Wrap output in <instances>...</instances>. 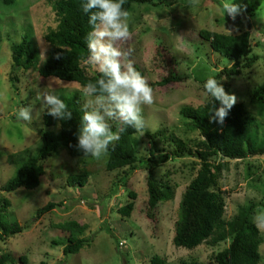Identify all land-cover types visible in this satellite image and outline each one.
<instances>
[{
  "label": "rangeland",
  "instance_id": "rangeland-1",
  "mask_svg": "<svg viewBox=\"0 0 264 264\" xmlns=\"http://www.w3.org/2000/svg\"><path fill=\"white\" fill-rule=\"evenodd\" d=\"M223 2L175 0L169 7L133 5L129 12L130 38L113 43L122 52V70L131 62L154 90V103L140 105L144 129L154 132L165 127L176 137L193 141L197 138L196 132L184 125L179 110L182 106L196 107L206 102L210 95L204 84L207 79L215 78L226 94H234L237 103H243L253 119L252 127L258 140L264 138V108L254 94L264 85V0H233L242 9L234 21L224 14ZM62 13L55 0H15L12 6H4L0 0V187L15 172L7 156L22 150L35 154L41 146L40 132L45 129L43 113L50 110L44 99L46 95L70 99L78 94L84 108L97 112L100 108H114L108 97L86 94L77 83L54 77L40 78L36 67L28 71L11 70V47L23 37H31V29L40 53L38 67L53 49L63 47L57 41L45 39L55 30ZM200 30L226 35L248 31L251 54L257 55L258 60L250 68L241 69L238 76L220 75L219 72L229 69L233 61L212 52L209 43L199 37ZM80 55L81 66L87 74L101 72L98 65L86 63L90 57ZM170 75L177 81L156 85ZM22 106L30 109L31 121L17 119ZM138 138L139 156L147 157L151 147L142 131L138 132ZM164 149L159 155L168 152L166 147ZM105 161V155L74 158L60 149L43 162L45 173L37 188L2 193L11 202L17 221L27 224L28 228L0 243V253L15 258L24 256L27 264L40 261L46 264H150L155 255L167 258L168 263L192 259L198 264H215L212 256L222 251L227 242L216 247L203 244L193 251L172 245L179 200L196 173L193 158L168 159L153 171V179L170 189L169 197L156 207L157 231H153L152 222L142 209L146 200L147 171L140 167L129 173L128 186H124L116 172L105 170ZM216 163L224 164L218 187L225 197V216L230 218L238 205L253 202L256 207L252 221L264 217V207L258 205L264 185V154L237 161L219 158ZM71 174H86V185L67 187L65 181ZM129 192L136 195L134 210L130 217H123L117 209L131 201ZM52 201H60L62 206L33 220L37 209ZM67 220L87 226L85 238L89 239V244L78 253L64 256L62 248L67 233L56 225ZM258 229L263 239L259 264H264V228ZM53 241L57 245H53Z\"/></svg>",
  "mask_w": 264,
  "mask_h": 264
},
{
  "label": "trees",
  "instance_id": "trees-1",
  "mask_svg": "<svg viewBox=\"0 0 264 264\" xmlns=\"http://www.w3.org/2000/svg\"><path fill=\"white\" fill-rule=\"evenodd\" d=\"M175 0H124L123 7L130 12L133 5H151L164 7L171 6ZM4 6H12L15 0H1ZM87 0H55V5L61 11L55 30L45 36L48 42L57 41L63 47L53 49L46 61L37 66L40 53L31 29V37H23L22 41L11 47V70L21 69L28 71L37 68L40 78L54 77L65 82L77 83L85 89L88 83L95 85L97 91L89 93L94 97H108L99 90L98 80L106 77L102 72L87 74L81 66L80 54L90 57L87 50V38L92 31L88 19L91 12L85 13L83 6ZM92 11H96L95 9ZM199 37L209 43L212 52L233 61L229 69H222L219 74L224 76H238L241 69L250 68L258 60V56L251 54L252 45L248 31L239 35H226L206 30L199 31ZM84 56V57H85ZM137 71L143 74L136 66ZM177 78L170 75L168 78L156 82L157 86H164ZM256 99L264 108V85L254 91ZM78 94L70 99H61L68 105L72 118L60 120L49 115L50 110L43 113L45 129L40 132L41 146L35 154L29 150H22L7 156V162L15 166L13 176L0 187V243H4L10 236L20 234L28 226L21 225L11 211V202L2 193L13 192L19 188L33 190L39 186L40 177L44 175L43 162L65 149L71 157H84L78 137L83 112H91L83 107ZM222 105L211 96L196 107L182 106L179 110L184 125L196 132L197 138L193 141L178 138L167 128H160L154 132L144 129V137L151 147L147 157L139 155L138 131L130 125L124 124L118 116L108 117L106 108H100L99 113L104 116L112 133L120 136L119 141H112L106 156L105 170L116 172L124 186L128 181L129 173L142 167L147 171L145 177L146 200L143 204L145 217L152 222L153 231H157L155 212L157 204L163 202L170 195L168 185L153 179V171L168 159L193 158L196 173L191 177L182 193L177 219L174 222L172 245L175 248L192 250L203 244L216 247L227 242V246L212 256L215 264H259L261 256L259 249L263 244L260 231L252 221L255 203L238 205L236 212L230 217L225 216L226 202L224 193L219 189L218 182L224 164L216 163L219 158L225 160H243L250 156L264 154V138L258 140L257 133L252 127L253 119L248 116L243 103H236L228 110L223 124L218 118L213 119L215 112ZM166 154L159 155L165 152ZM192 167V165H191ZM158 181V182H157ZM86 174H71L66 178L67 187H81L86 185ZM128 186V184H127ZM131 199L124 206L117 209L123 217H130L134 210L136 195L128 193ZM264 207V185L262 187V201L258 204ZM62 203L48 202L37 209L34 219H37L58 207ZM67 233L66 244L62 248L64 256L78 253L89 244L85 238L87 226L75 220H67L56 225ZM53 245H57L55 241ZM27 264V258H15L8 253H0V264ZM38 264H46L40 261ZM150 264H198L195 260L168 263L167 258L153 256Z\"/></svg>",
  "mask_w": 264,
  "mask_h": 264
},
{
  "label": "clouds",
  "instance_id": "clouds-1",
  "mask_svg": "<svg viewBox=\"0 0 264 264\" xmlns=\"http://www.w3.org/2000/svg\"><path fill=\"white\" fill-rule=\"evenodd\" d=\"M124 0H87L83 6L85 13L91 12L88 19L92 31L87 38V50L90 59L89 64L99 66L100 71L108 77L107 81H97L99 90L106 93L114 108H108L105 114L108 117L118 116L124 124L130 125L138 132L144 130V123L140 116L141 104L151 105L154 103V90L147 79L137 71L129 62L126 70H122V52L114 47L115 41H126L130 38L129 29L130 13L123 7ZM96 11H92V10ZM222 10L234 21L241 13L240 5L233 3V0H224ZM206 93L222 105L213 109L219 123L223 124L224 118L233 105L237 103V97L226 94L224 87L215 78L207 79L204 84ZM86 94L97 91L95 85L88 83L84 89ZM47 105L50 106L49 115L60 120L71 119L72 113L68 111L65 104L56 95L48 94L44 97ZM17 119L31 121L30 109L20 107L17 112ZM120 136L110 131L109 125L105 122L104 116L97 111H85L82 115L79 146L84 155H91L99 158L108 152L112 141H119ZM257 228H264V217L254 220ZM121 245V243H119Z\"/></svg>",
  "mask_w": 264,
  "mask_h": 264
}]
</instances>
